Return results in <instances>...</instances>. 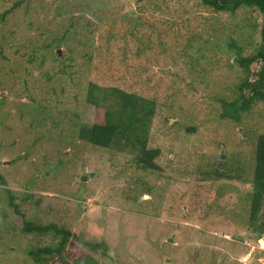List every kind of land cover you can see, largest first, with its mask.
I'll return each instance as SVG.
<instances>
[{"label":"rangeland","instance_id":"1","mask_svg":"<svg viewBox=\"0 0 264 264\" xmlns=\"http://www.w3.org/2000/svg\"><path fill=\"white\" fill-rule=\"evenodd\" d=\"M17 1L0 0V13ZM261 17L197 0H25L10 13L0 29V264H39L28 253L54 243L23 233L25 222L106 245L105 256L94 253L99 264H264V201L249 223L248 181L201 174L238 166L250 178L249 138L264 133V103L239 122L220 114L245 77L227 41L253 55ZM71 25L67 42L51 49L59 86L29 58ZM84 80L126 83L156 101L148 137L156 171L78 139L74 115L93 118ZM81 250L74 242L69 254Z\"/></svg>","mask_w":264,"mask_h":264},{"label":"trees","instance_id":"2","mask_svg":"<svg viewBox=\"0 0 264 264\" xmlns=\"http://www.w3.org/2000/svg\"><path fill=\"white\" fill-rule=\"evenodd\" d=\"M24 1L19 0L11 8L0 13V29L4 28L8 15L18 9ZM197 2L212 12L234 13L243 7L255 9L262 16L259 31L260 44L253 55L242 57V47L235 46L233 40L227 41V48L234 49L235 61L245 77L236 87V96L222 101L220 117L239 122L240 116L247 113L254 104L264 103V0H197ZM72 28V25L69 26L60 37L52 38L49 43L38 46L42 53L29 58V62L36 61L39 68H48L44 74L48 76V81H57L58 74H60H56L59 59L57 55L51 54V49L65 44L68 30ZM85 36L86 32L82 37L85 38ZM0 55L1 59L5 58L1 51ZM72 60L71 58L70 61ZM257 62L260 63L258 68H256ZM253 64L254 69L252 70ZM72 68L73 66H70V70H64L65 74L70 77L74 75ZM250 76L254 78L250 79ZM60 81L61 79L56 82L59 86L62 84ZM84 81L86 85L83 89L84 104L92 107L93 118L89 122H80L74 115L76 119H72V125L76 129L78 139L102 150L126 152L132 156L134 165L138 169L156 171L158 165L154 160L159 151L148 148L150 124L156 111V101L138 90H128L126 83L102 86L95 80ZM249 139L252 149V169L248 180H244L243 171L238 166L223 170L212 167L201 174L202 181L214 183L229 179L239 180L242 183L248 181L250 188L245 194L248 202L247 221L253 223L257 220L260 204L264 201V133H256ZM0 181L4 184L1 176ZM260 220L264 229V216ZM21 230L27 234L51 235L55 240L50 246L28 253L35 263L48 264L51 258L58 257L59 264H99L94 253L102 248L103 256L106 255V245L92 242L81 243L78 237L72 236L68 229L56 223L34 225L25 222ZM74 242L83 247L82 256L74 257L73 254H69V247ZM75 248L78 247L75 246Z\"/></svg>","mask_w":264,"mask_h":264},{"label":"water","instance_id":"3","mask_svg":"<svg viewBox=\"0 0 264 264\" xmlns=\"http://www.w3.org/2000/svg\"><path fill=\"white\" fill-rule=\"evenodd\" d=\"M83 169H84V168H82V170H83ZM89 177H92V174H90ZM260 240H261V242L264 244V237H262Z\"/></svg>","mask_w":264,"mask_h":264}]
</instances>
